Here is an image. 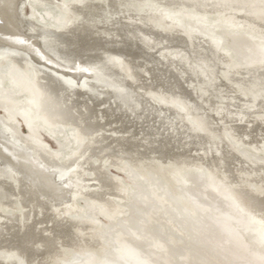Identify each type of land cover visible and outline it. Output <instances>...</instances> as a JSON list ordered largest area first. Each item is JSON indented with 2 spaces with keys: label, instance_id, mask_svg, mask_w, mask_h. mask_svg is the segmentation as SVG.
Instances as JSON below:
<instances>
[{
  "label": "water",
  "instance_id": "obj_1",
  "mask_svg": "<svg viewBox=\"0 0 264 264\" xmlns=\"http://www.w3.org/2000/svg\"><path fill=\"white\" fill-rule=\"evenodd\" d=\"M264 76V0H0V233L124 202Z\"/></svg>",
  "mask_w": 264,
  "mask_h": 264
},
{
  "label": "bare ground",
  "instance_id": "obj_2",
  "mask_svg": "<svg viewBox=\"0 0 264 264\" xmlns=\"http://www.w3.org/2000/svg\"><path fill=\"white\" fill-rule=\"evenodd\" d=\"M242 144L264 152V76L161 170L162 191L149 190L161 206L158 213L168 215L167 225L175 217L196 222L217 205L221 209L215 227L227 243L213 253L181 247L184 258L179 261L183 264H264V164L243 156L237 148ZM201 171L207 175L200 188L218 193L219 204L200 190H188L186 175ZM119 203L93 204L112 220L123 212ZM79 211L76 205L53 206L1 232L0 264H66L72 256L82 257L79 264H158V260L171 264L167 258L171 246L145 230L143 223L154 221L151 215L140 218L136 230L128 225L137 246L113 231L116 250L105 263L106 252H112L111 244L103 243L105 230L95 217L69 218L71 213L81 214ZM239 228L255 235V244L244 243Z\"/></svg>",
  "mask_w": 264,
  "mask_h": 264
},
{
  "label": "rangeland",
  "instance_id": "obj_3",
  "mask_svg": "<svg viewBox=\"0 0 264 264\" xmlns=\"http://www.w3.org/2000/svg\"><path fill=\"white\" fill-rule=\"evenodd\" d=\"M242 146H243V144L240 146H237V148H238L239 152L241 151L240 153L243 156L249 157L252 160H254L255 162L264 164V154H263L264 152L263 153H262V151L261 152L260 151L255 152L252 148H248L246 145H244L245 147L244 146L242 147ZM246 155H248V156H246ZM160 172L155 177H153L143 188H141L131 199H129L128 201H124L122 203H119V206L123 209V212L120 216L116 217L115 219L110 220L101 211L98 212L96 210V206L94 204H78L76 206H78V208L80 210L79 212L81 214H74V213L69 214V218H83V219L87 218V219L91 220V218L94 219V217H95L96 218L95 221L97 222V224L103 227V230H105V232L103 233V236H104L103 243L105 245L111 244L110 246H111V251H112V252H106L107 259L105 260V263H108V260L111 258V255H113L112 253L116 250L115 249L116 246H114L115 245V239H114L115 235H114L113 231L116 230L118 233H121V235L123 234L124 239L126 241L137 246L139 244L136 243L135 237L132 234V232L129 230L128 227L133 226V228L136 230L137 229V226H136L137 221H139L140 218H144L145 216H149V215H151L152 219L155 222L154 221H152V222L146 221L145 223H143L146 225L145 230L147 232H149V234L153 233L155 235L154 238L156 240L161 239V240H163L162 241L163 244H168V246H171L168 249V256H167V258L170 260L169 263H171V264H183L182 262L179 261V257L184 258L183 257V251H182L181 247L191 248L193 250H198V249L202 250L203 249L204 251H206L208 253H211V252L213 253L216 250L219 251L221 246L227 243V240L225 239V237L224 236L222 237L221 233L215 227V223H216L215 221L218 220L217 218L219 216V215L217 216V214L221 210L220 207H218V205H217L215 210L213 209V212L200 215V217L198 218V221L196 220V222L193 220V221H190V223H187V222L185 223L184 219H182L181 217H175L174 221L172 222V225H169V224L167 225L168 215L166 216V215H161L158 213L162 210L161 206L159 203L154 201V199L152 198V196L149 192L150 189H153L155 192L162 191V187L165 184H164V179H162L163 178L162 177V171H160ZM205 175H207V173L205 174V171L196 172V173L195 172H189L186 175L187 182H188L187 188L191 193H193V191L200 190V192L204 193V195L207 198H210V199L215 198V200H217V202L219 204V202H220L219 197L220 196H217V195H219L218 193L213 192V191L204 192L200 188V187H202L201 185H203L206 182V176ZM236 175L237 174L234 173V178H236L235 177ZM154 186L156 189H154ZM159 196H161V194H159ZM215 213H216V215H215ZM84 217H86V218H84ZM214 219H215V221H214ZM145 220H147V218L144 219V221ZM173 224H175V225H173ZM210 224H212V225H210ZM166 225H167V228H166ZM135 226H136V228H135ZM167 230H168V233L166 232ZM163 231H164V233H163ZM217 232H219V233H217ZM239 234H240L244 243L249 244V245L255 244L254 243L256 240L255 235L248 233V232H246V230H242L240 228H239ZM106 236H107V238H106ZM111 241L113 242V244ZM107 242H110V243H107ZM224 242H226V243H224ZM215 244H216V247H215ZM214 248H215V250H214ZM262 249L264 250V245L262 246ZM81 262H82L81 256H72L71 258H69V260L66 264H79ZM162 262L163 261L158 260V264H165L164 262L163 263ZM239 264H242V263H239ZM243 264H248V262H243Z\"/></svg>",
  "mask_w": 264,
  "mask_h": 264
}]
</instances>
